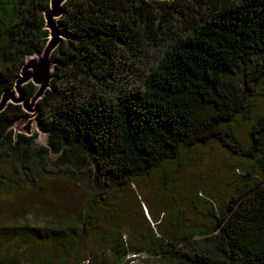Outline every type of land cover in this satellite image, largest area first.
<instances>
[{
  "label": "trees",
  "instance_id": "16d2710c",
  "mask_svg": "<svg viewBox=\"0 0 264 264\" xmlns=\"http://www.w3.org/2000/svg\"><path fill=\"white\" fill-rule=\"evenodd\" d=\"M50 4L0 0V101L26 61L44 51ZM58 23L64 37L36 103L49 146L15 134L26 113L9 102L0 112V189L41 187L51 173L86 182L92 197L78 218L46 212L43 223L7 225L12 241L0 264H19L26 246L50 244L48 254L28 252L34 264H74L87 237L99 241L102 264H128L122 239L97 226L114 192L213 141L259 161L264 117L253 111L246 152L232 122L251 116L262 94L264 0H66ZM135 68L144 70L137 84L128 81ZM35 93L24 86L26 102ZM242 176L228 196L206 198V229L181 236L184 249L171 238L162 251L182 264H264V169Z\"/></svg>",
  "mask_w": 264,
  "mask_h": 264
},
{
  "label": "rangeland",
  "instance_id": "374dc122",
  "mask_svg": "<svg viewBox=\"0 0 264 264\" xmlns=\"http://www.w3.org/2000/svg\"><path fill=\"white\" fill-rule=\"evenodd\" d=\"M143 71V68H135L128 81L139 83ZM28 83L35 85L36 90L39 87L31 78L22 84V88ZM14 91L16 96L20 95L17 89L14 88ZM261 91L262 94L252 105L251 116L247 114L243 119L241 115L232 122L239 141L238 148L242 152L249 149L255 119L264 117V83ZM37 101L28 108L23 107L26 115L16 122L13 129L17 135L32 138L35 148H40L49 146V136L39 125ZM19 104L24 106V101ZM259 140L263 142L262 137ZM52 156L57 158L58 155ZM258 156L260 159L257 162L248 156L234 154L216 141L191 151L184 150L179 160L156 168L147 179L131 183L125 190L114 192L106 201V207L111 210L102 211L97 226L110 238L116 236L117 240L122 239L123 246L130 250L126 257L130 264H182L162 249L173 241L171 238L181 242L180 237L184 234L206 229L210 225L206 198L228 196L237 184L242 183V174L264 169V150ZM47 176L41 187L23 182L17 190L0 189L1 251L9 250L12 241V233L6 235L4 231L7 225L22 224L27 219L33 224L35 221L43 223L47 220L46 212L68 219L82 214L85 204L92 197L90 186L86 182L51 173ZM170 209H174V215L168 214ZM108 215H112L110 219ZM195 239L197 237L191 240ZM52 247V244L45 245L42 251L24 247L19 252V264H34L29 251H33L34 255L38 252L48 254ZM102 251L97 239L87 237L71 260L74 264H102Z\"/></svg>",
  "mask_w": 264,
  "mask_h": 264
},
{
  "label": "water",
  "instance_id": "95a60500",
  "mask_svg": "<svg viewBox=\"0 0 264 264\" xmlns=\"http://www.w3.org/2000/svg\"><path fill=\"white\" fill-rule=\"evenodd\" d=\"M66 0H51L50 7L45 11L46 28L50 31V37L48 43L41 54L34 57H30L16 81L15 89L20 93L19 96L15 95L14 89L4 92L0 101V112L7 106V104L13 100V103L19 104L24 101V107L28 108L33 105L38 99H40L47 88L50 86L52 78V70L54 61L52 59V53L57 48L61 39L64 37L62 28L58 23L59 17L63 13V4ZM39 57L38 59L36 57ZM33 78L38 89L31 102L25 101L24 89L22 84Z\"/></svg>",
  "mask_w": 264,
  "mask_h": 264
}]
</instances>
